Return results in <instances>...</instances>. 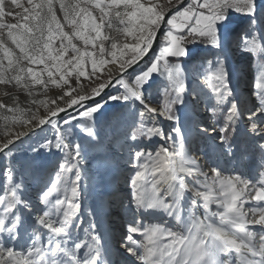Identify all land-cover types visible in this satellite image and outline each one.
Masks as SVG:
<instances>
[{"label": "snow or ice", "instance_id": "snow-or-ice-1", "mask_svg": "<svg viewBox=\"0 0 264 264\" xmlns=\"http://www.w3.org/2000/svg\"><path fill=\"white\" fill-rule=\"evenodd\" d=\"M261 8V0H0V85L28 97L37 88L61 90L25 107L18 97L11 106L0 101V264H123L93 220L83 227L84 161L88 145L100 143L99 115L109 101L122 108L109 122L122 132L130 165V215L119 243L127 264H264ZM233 12L250 17L237 33L255 69L247 96L221 58ZM201 44L214 50L212 59L194 53ZM109 64L115 73L105 78ZM156 76L162 85L153 95ZM81 78L94 86L86 91ZM117 85V95L106 92ZM177 106L211 117L195 128L218 139L236 167L191 154ZM241 128L261 157L247 173L238 167L246 158ZM45 156L55 158L50 171Z\"/></svg>", "mask_w": 264, "mask_h": 264}, {"label": "rangeland", "instance_id": "rangeland-1", "mask_svg": "<svg viewBox=\"0 0 264 264\" xmlns=\"http://www.w3.org/2000/svg\"><path fill=\"white\" fill-rule=\"evenodd\" d=\"M166 2L167 0H159L161 4H166ZM261 2L264 3V0H261ZM57 15L62 19V13L58 8ZM239 15L243 17L241 21H233V18ZM258 16H264V8L260 9ZM249 19L250 17L244 16V14L239 12H233L231 14L230 23L224 32V49L223 56L221 57L232 70L233 84L236 90L245 96L248 95V89L255 74V69L250 66L251 62L248 54L237 48V33L248 25ZM9 22L12 21L9 20ZM65 30L67 31L69 29L66 27ZM106 47H108L107 44ZM194 53L201 57H207L208 59H212L215 54L214 50L203 44L196 46ZM112 66L109 64L103 69V76L105 78ZM112 71L115 73V68ZM93 79L81 78L79 84L88 91L94 86ZM161 85L162 78L156 76L155 82L148 91L155 95ZM77 86L75 77H73L72 87ZM118 87V85L115 86L110 94L117 95L118 92L116 89ZM36 91L40 93L38 96L28 97L26 93L19 92L11 86L0 85V101L11 106L13 104V98L18 97L20 106L25 107L33 98L43 99L46 95L48 98L55 99L61 94L60 89L51 86L46 90V93L38 88ZM120 91H123V89L121 88ZM120 111H122L120 102L109 101L105 105L104 110H102V114L99 115L98 128L100 143L88 145V153L84 161L86 179L84 181L85 190L82 211L85 213L83 227H87L89 220H93L97 225V230L101 234L102 242L112 249L117 259L122 261L123 264H127L126 256L122 255L119 249V243L122 230L126 226V221L130 215L128 211V207L130 206L128 148L124 143L122 132L116 128L114 123L110 124L109 122L111 115ZM176 113L181 117L182 130L191 133V154L195 155L201 163L218 160L222 168L231 169L237 166L235 161L231 164L228 163L227 158L219 147L218 139H215L214 136H202L196 130V124H200L201 127H208L213 123L211 117L202 108L193 109L191 106H177ZM171 125V121H162V126L166 131L170 129ZM46 134L51 136L52 133L46 129ZM236 139L240 149L246 151V158L238 167L242 173H247L249 169L255 171L256 166L261 162L260 154L254 151L242 128ZM156 143L155 140L152 142L146 141L145 145L148 150H154ZM235 147L236 145L234 144L233 148L235 149ZM26 148L27 145H25ZM23 152L24 148L18 154V167L19 162L25 159ZM28 155L30 156L32 153L28 152ZM40 161L42 164H46L47 171H50L56 162L53 157L51 158V163H48L46 156L41 157ZM211 166L214 167L215 164ZM29 183L35 184V181L29 180ZM29 193L30 195H35L34 188L29 189ZM147 222L157 221L149 220Z\"/></svg>", "mask_w": 264, "mask_h": 264}, {"label": "water", "instance_id": "water-1", "mask_svg": "<svg viewBox=\"0 0 264 264\" xmlns=\"http://www.w3.org/2000/svg\"><path fill=\"white\" fill-rule=\"evenodd\" d=\"M162 31H163V28L161 29V32H162ZM159 38H160V36H159V34H158L157 43H158V41H159ZM154 47H155V45H154ZM114 87H115V86H114ZM114 87L109 88V89H106V92L111 93V91H112V89H113ZM97 99H99V97H97ZM61 115H63V114H61Z\"/></svg>", "mask_w": 264, "mask_h": 264}, {"label": "trees", "instance_id": "trees-1", "mask_svg": "<svg viewBox=\"0 0 264 264\" xmlns=\"http://www.w3.org/2000/svg\"><path fill=\"white\" fill-rule=\"evenodd\" d=\"M245 16V15H244ZM243 17L242 16H235L234 18H233V21H241V19H242Z\"/></svg>", "mask_w": 264, "mask_h": 264}, {"label": "bare ground", "instance_id": "bare-ground-1", "mask_svg": "<svg viewBox=\"0 0 264 264\" xmlns=\"http://www.w3.org/2000/svg\"><path fill=\"white\" fill-rule=\"evenodd\" d=\"M114 67L112 66V67H110V69L112 70Z\"/></svg>", "mask_w": 264, "mask_h": 264}]
</instances>
